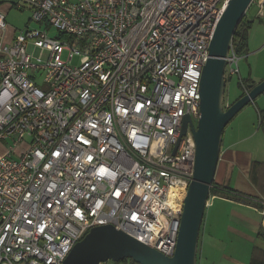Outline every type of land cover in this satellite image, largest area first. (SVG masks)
Here are the masks:
<instances>
[{
    "label": "built area",
    "instance_id": "obj_1",
    "mask_svg": "<svg viewBox=\"0 0 264 264\" xmlns=\"http://www.w3.org/2000/svg\"><path fill=\"white\" fill-rule=\"evenodd\" d=\"M11 1L38 27L7 42L0 11V141H11L0 157V264H62L108 224L171 257L194 170L189 124L173 150L185 115L196 127L229 0ZM251 4L264 14V0ZM225 61L229 78L239 74L232 41Z\"/></svg>",
    "mask_w": 264,
    "mask_h": 264
},
{
    "label": "water",
    "instance_id": "obj_2",
    "mask_svg": "<svg viewBox=\"0 0 264 264\" xmlns=\"http://www.w3.org/2000/svg\"><path fill=\"white\" fill-rule=\"evenodd\" d=\"M251 3L252 0L228 1L216 24L208 46V58L201 72L199 117L196 127L190 117L185 115L174 146L173 154L189 124L195 142L194 170L183 200L173 255L165 256L108 224L90 229L73 246L62 264H105L107 261L119 263L126 259L135 264H197L205 202L214 182L223 131L244 107L264 95L262 79L254 85H249L244 95L229 106L224 104L227 66L225 56L234 32ZM262 228L264 230V220Z\"/></svg>",
    "mask_w": 264,
    "mask_h": 264
},
{
    "label": "crops",
    "instance_id": "obj_3",
    "mask_svg": "<svg viewBox=\"0 0 264 264\" xmlns=\"http://www.w3.org/2000/svg\"><path fill=\"white\" fill-rule=\"evenodd\" d=\"M257 11L256 6L251 4L245 13L251 22L247 45L255 41L250 34L255 23L257 21L261 23L264 18V14L258 16ZM249 12L254 13V19L247 16ZM10 38L11 35L7 40ZM226 104H231L229 98ZM253 104L254 102L248 106ZM238 145V140L232 139L230 134L224 138L223 131L213 183L231 189L235 193L233 194L235 199L218 197V204L212 203L207 208L209 212L206 216L204 214L201 225L199 242L202 241L197 249V262L203 257H210L211 264H222L221 260L238 264L240 258H243L245 264H264V237L262 234L259 235L261 229L263 230L264 212L252 205L253 201L264 205V163L256 160L253 153L248 150L239 149ZM6 152L7 148L3 149L0 144V157Z\"/></svg>",
    "mask_w": 264,
    "mask_h": 264
},
{
    "label": "rangeland",
    "instance_id": "obj_4",
    "mask_svg": "<svg viewBox=\"0 0 264 264\" xmlns=\"http://www.w3.org/2000/svg\"><path fill=\"white\" fill-rule=\"evenodd\" d=\"M13 5V2H0V11L5 14V22L7 25V30L5 33V41L10 42L12 40V35H18L20 32L24 31L26 28H35L38 27L37 24L31 21L32 12L28 6L22 5V8H16ZM249 17L252 19L255 18L254 13H248ZM49 37H56L57 32L54 29H47ZM11 35V38L7 40V37ZM252 40L251 44L248 45V50L244 51L243 54L239 55L238 67L239 74L231 77L229 79L228 70L229 67L225 68V78H226V87L224 95V104L228 103V98L233 103L236 99L244 93V87L241 86V82H260L264 79V18L260 22H256L253 30L250 32ZM28 52L33 54V57H37L40 54L39 49H33L32 46H28ZM67 57V52H63L62 58ZM47 60V54L42 55V61ZM79 63V57L74 56L70 64L75 66ZM35 79L38 80V84H42L44 77V72L38 71L33 74ZM246 82V83H247ZM235 99V100H234ZM234 100V101H233ZM264 109V95H261L256 98L253 106L244 107L226 126L224 130V138L231 135L232 139L238 140V148L245 149L253 153L255 159L264 163V114L262 110ZM28 142V139L25 140ZM1 146L8 148L11 145V141L5 140L1 141ZM23 145L18 146V149L22 150ZM2 149V148H1ZM15 155H12V158H18ZM213 201V204H218V197ZM256 200V199H252ZM235 208V207H230ZM205 210V216L208 214L209 210ZM252 216V214H249ZM207 239V237H205ZM201 241L199 245H201ZM259 245V243H256ZM203 246V243H202ZM216 255V254H215ZM210 257H203V259L198 264H211ZM222 264H236L231 262H225L223 260ZM238 264H245L243 258H240ZM105 264H127L122 261L119 263H114L112 261H107Z\"/></svg>",
    "mask_w": 264,
    "mask_h": 264
},
{
    "label": "trees",
    "instance_id": "obj_5",
    "mask_svg": "<svg viewBox=\"0 0 264 264\" xmlns=\"http://www.w3.org/2000/svg\"><path fill=\"white\" fill-rule=\"evenodd\" d=\"M251 28V22L247 19L246 16H244L241 21L239 22L233 38H232V45L233 48L236 52V54L239 56L241 54H243V52L246 50H248V33L249 30ZM226 77V76H225ZM226 79V78H225ZM250 80L249 78L244 81V85L246 84V82ZM251 84H255L254 82L250 81ZM243 83L241 82V86H243ZM262 114H264V109L262 110ZM210 194L212 196H216V197H220V198H225V199H235L234 195L235 193L229 189L228 187H223V186H217L215 183L212 184L211 188H210ZM234 194V195H233ZM251 203V202H249ZM253 207L257 208L259 211L264 212V205L261 204L260 202L257 201H253L252 202ZM201 231V228H200ZM264 237V231L261 229V232L259 235H261ZM199 245V243H198ZM197 261H198V252H197ZM123 263H127V264H135L133 263L130 259H126L122 261ZM198 264V262H197Z\"/></svg>",
    "mask_w": 264,
    "mask_h": 264
},
{
    "label": "flooded vegetation",
    "instance_id": "obj_6",
    "mask_svg": "<svg viewBox=\"0 0 264 264\" xmlns=\"http://www.w3.org/2000/svg\"><path fill=\"white\" fill-rule=\"evenodd\" d=\"M256 84V83H255ZM249 85H254V84H251V82H247L245 85H243V87H244V92L247 90V87L249 86ZM242 95H244V93H242L240 96H242ZM237 100V99H236Z\"/></svg>",
    "mask_w": 264,
    "mask_h": 264
},
{
    "label": "snow or ice",
    "instance_id": "obj_7",
    "mask_svg": "<svg viewBox=\"0 0 264 264\" xmlns=\"http://www.w3.org/2000/svg\"><path fill=\"white\" fill-rule=\"evenodd\" d=\"M85 143H87V141H85ZM55 155L59 156V153H55ZM89 159H91V158H89ZM117 195H119V193H117ZM49 207H51V205H49ZM133 218H135V217H133Z\"/></svg>",
    "mask_w": 264,
    "mask_h": 264
}]
</instances>
